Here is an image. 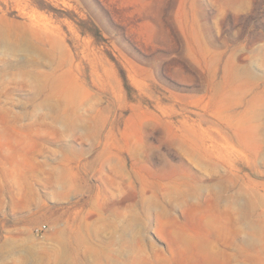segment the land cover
I'll use <instances>...</instances> for the list:
<instances>
[{"label": "rangeland", "instance_id": "obj_1", "mask_svg": "<svg viewBox=\"0 0 264 264\" xmlns=\"http://www.w3.org/2000/svg\"><path fill=\"white\" fill-rule=\"evenodd\" d=\"M45 1L0 0V264H264V0Z\"/></svg>", "mask_w": 264, "mask_h": 264}, {"label": "trees", "instance_id": "obj_2", "mask_svg": "<svg viewBox=\"0 0 264 264\" xmlns=\"http://www.w3.org/2000/svg\"><path fill=\"white\" fill-rule=\"evenodd\" d=\"M33 1L41 9H49L50 8L49 5H47L45 0H33ZM88 23L90 24V26H88V27L80 24L81 32L82 33L89 32L90 34H92L95 37V39L97 41L104 40L99 29L94 25V23H92V22H88ZM120 74L122 76L124 83L127 84L128 83L127 78H126L125 72L122 68H120Z\"/></svg>", "mask_w": 264, "mask_h": 264}, {"label": "built area", "instance_id": "obj_3", "mask_svg": "<svg viewBox=\"0 0 264 264\" xmlns=\"http://www.w3.org/2000/svg\"><path fill=\"white\" fill-rule=\"evenodd\" d=\"M42 227H37V230L41 229Z\"/></svg>", "mask_w": 264, "mask_h": 264}]
</instances>
